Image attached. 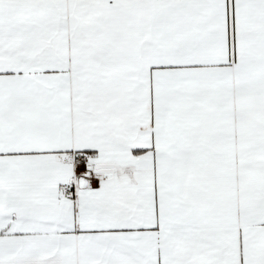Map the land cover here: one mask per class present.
Segmentation results:
<instances>
[{
	"label": "snow or ice",
	"instance_id": "6c2138e0",
	"mask_svg": "<svg viewBox=\"0 0 264 264\" xmlns=\"http://www.w3.org/2000/svg\"><path fill=\"white\" fill-rule=\"evenodd\" d=\"M0 264H264V0H0Z\"/></svg>",
	"mask_w": 264,
	"mask_h": 264
}]
</instances>
